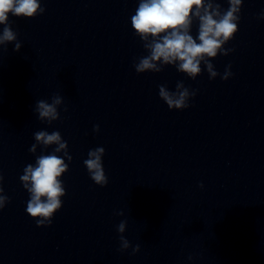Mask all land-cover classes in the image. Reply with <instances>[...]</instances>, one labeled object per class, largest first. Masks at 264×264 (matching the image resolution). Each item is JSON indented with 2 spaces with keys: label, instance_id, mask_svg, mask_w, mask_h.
<instances>
[{
  "label": "water",
  "instance_id": "95a60500",
  "mask_svg": "<svg viewBox=\"0 0 264 264\" xmlns=\"http://www.w3.org/2000/svg\"><path fill=\"white\" fill-rule=\"evenodd\" d=\"M40 3L42 15H9L19 51L0 45V186L10 198L0 210V264H264V0H243L224 45L234 51L210 61L220 75L209 79L202 64L195 80L172 65L135 71L148 55L131 26L139 0ZM228 65L233 75L222 80ZM181 81L196 95L170 110L159 86L175 91ZM53 95L63 103L49 125L35 105ZM41 130L59 131L72 160L58 154L69 165L66 194L52 223L38 227L20 176L57 147L29 152ZM97 147L105 186L84 165ZM120 235L131 245L124 251Z\"/></svg>",
  "mask_w": 264,
  "mask_h": 264
},
{
  "label": "clouds",
  "instance_id": "9594fccd",
  "mask_svg": "<svg viewBox=\"0 0 264 264\" xmlns=\"http://www.w3.org/2000/svg\"><path fill=\"white\" fill-rule=\"evenodd\" d=\"M229 7L222 9L216 0H139L135 14L131 16V26L135 34L143 42L148 55L139 58L134 63L135 71L139 73H159L164 66H175L189 78L195 80L202 72L201 65L206 68L209 79H215L220 73L210 62L218 55H229L234 51L225 48L229 41L234 39L238 32L240 12L243 0H227ZM45 8L41 7L40 0H0V25H4L0 32V45L14 43V51H19L21 43L17 40V33L13 31L9 22V15L15 17L34 18L42 15ZM264 18V14L261 15ZM198 21V35H191L193 22ZM233 73L231 65L226 66L222 80H228ZM196 91L189 90L184 83L177 82L176 90L170 91L166 86H159V97L168 106L175 110L190 107L189 100L195 97ZM63 103L60 95H53L51 102L38 100L35 112L41 121L51 125L60 119L58 108ZM67 109H65L66 111ZM99 131V125L94 126ZM34 143L29 152L35 154L37 145L48 148L57 145L50 154L36 156L35 164H28L20 180L24 189L29 193L27 214L36 220L37 226L50 225L54 214L62 207V199L66 192L61 177L69 170L68 163L59 153L71 162L68 153V144L63 140L59 131L41 130L34 133ZM105 154L103 147L91 149L84 165L95 184L105 186L108 178L105 175L102 158ZM3 176L0 175V184ZM203 188V184H200ZM0 186V210L10 198L3 194ZM123 215L122 212L117 213ZM127 221L122 220L117 226L118 233H124ZM121 246L119 251L128 249L131 245L123 235L119 236ZM140 250V245L133 247L132 254Z\"/></svg>",
  "mask_w": 264,
  "mask_h": 264
}]
</instances>
